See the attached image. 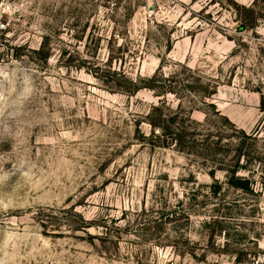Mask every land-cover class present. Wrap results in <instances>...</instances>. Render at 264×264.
Wrapping results in <instances>:
<instances>
[{
	"label": "rangeland",
	"instance_id": "obj_1",
	"mask_svg": "<svg viewBox=\"0 0 264 264\" xmlns=\"http://www.w3.org/2000/svg\"><path fill=\"white\" fill-rule=\"evenodd\" d=\"M254 5L0 0V264L264 255V12L239 30ZM151 83L178 95L136 90ZM163 101V117L192 116L194 146L154 131ZM241 141L250 191L228 183Z\"/></svg>",
	"mask_w": 264,
	"mask_h": 264
},
{
	"label": "trees",
	"instance_id": "obj_2",
	"mask_svg": "<svg viewBox=\"0 0 264 264\" xmlns=\"http://www.w3.org/2000/svg\"><path fill=\"white\" fill-rule=\"evenodd\" d=\"M261 3V7H259V9H261V11L257 12L256 7L258 6V4ZM263 9H264V0H255V5L254 6H241V9H239V17H240V25H239V30H248V29H253L256 28L259 24V19H258V14L262 13L263 14ZM156 80L155 77L148 79V82L154 81ZM149 88V89H153V90H157L158 87H162L161 83L155 85L154 83L152 84H147V85H142V86H136V90H139L141 88ZM174 93L176 95H178L177 91H174L170 88H164L162 87V91H160V94L163 95L164 93ZM208 98H210L207 95ZM164 102H162L161 107L155 106L153 108V110L155 111H160L161 114V118L163 119V123L161 121L159 122H154L152 121L151 124L154 128V131L159 130V133L162 131L163 134H161L165 139H171V142H173V144L175 146H178L180 149H187L190 146H194V144L196 143L195 139H192V136L194 135L193 131H191L190 128V124L189 122H193L192 116H188V121H184V123H181L180 118L178 116L179 113H175V115H173L172 117H170L168 119V117H163L164 115L162 114L163 110L162 107L164 105ZM181 105V104H180ZM182 106V105H181ZM215 106V105H214ZM216 113L221 116L222 118H224L225 120L229 119L224 116L222 114V112L216 108ZM206 114V119H208L209 114L207 112H205ZM172 122L173 124H175V131H173L169 125L166 126V122ZM239 129H235V132H241L244 136L245 139L248 138H253L249 135H246V133L244 131H238ZM254 139H257V137H254ZM211 141V139L206 138L204 140V143H209ZM212 142V141H211ZM219 147V150H223V151H228L227 149V145L220 147V141H214ZM238 153L236 154L235 160L233 162V166L230 167V169H227V171L230 173L229 177H228V183L229 185H231L232 187L241 189L243 191H250L251 190V185L252 182L248 177L245 176H241L238 175L239 171L242 169H246L247 165L242 164V157H250V153L247 151V145H246V141H241L238 145ZM218 184V183H217ZM217 186V185H216ZM214 189V193L216 194L218 192V190L220 189L219 185ZM83 224H89L88 221H83ZM85 228L90 227V225L88 226H83Z\"/></svg>",
	"mask_w": 264,
	"mask_h": 264
},
{
	"label": "built area",
	"instance_id": "obj_3",
	"mask_svg": "<svg viewBox=\"0 0 264 264\" xmlns=\"http://www.w3.org/2000/svg\"><path fill=\"white\" fill-rule=\"evenodd\" d=\"M110 8H114L120 0H98ZM254 262L252 264H264V255H259L258 257H254Z\"/></svg>",
	"mask_w": 264,
	"mask_h": 264
}]
</instances>
